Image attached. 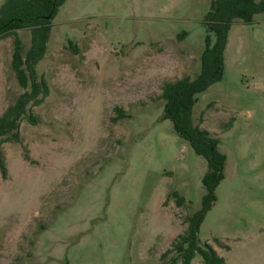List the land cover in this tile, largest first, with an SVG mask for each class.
Listing matches in <instances>:
<instances>
[{
	"label": "rangeland",
	"instance_id": "obj_1",
	"mask_svg": "<svg viewBox=\"0 0 264 264\" xmlns=\"http://www.w3.org/2000/svg\"><path fill=\"white\" fill-rule=\"evenodd\" d=\"M211 1L57 8L35 66L47 94L30 108L34 123L20 120L19 140L0 144V264H167L177 255L161 258L201 206L207 161L162 117L160 94L164 82L200 72ZM16 32L24 54L30 31ZM13 39L0 38V116L24 91ZM191 122L226 156L199 241L227 264H264V11L230 26L222 78L197 94ZM190 264H203L200 254Z\"/></svg>",
	"mask_w": 264,
	"mask_h": 264
},
{
	"label": "trees",
	"instance_id": "obj_2",
	"mask_svg": "<svg viewBox=\"0 0 264 264\" xmlns=\"http://www.w3.org/2000/svg\"><path fill=\"white\" fill-rule=\"evenodd\" d=\"M63 1L6 0L0 8V38L14 36L11 67L19 85L24 88L0 116V144L19 140V123L23 117L35 122L30 108L38 105L47 94L46 81L37 75L35 66L45 53L51 21ZM263 11L264 0H212L204 21L207 33L200 58V72L194 78L185 75L162 85V117L169 119L175 132L207 161V171L202 177L205 192L201 206L187 216L185 230L178 233L171 245L161 253V258H164L169 251L176 252L177 255L171 256L167 264H175L178 258L183 264H190L196 253L200 254L203 264H227L216 248L207 241L201 243L198 238L200 223L216 199L215 188L224 176L226 156L219 150L216 137L208 130L192 125L191 113L197 94L222 78L224 49L232 23L237 19L251 23L253 16ZM18 29L30 31V46L24 54L22 40L16 32ZM115 110L122 112L119 107H115ZM0 170L5 177L7 169L1 149ZM172 194L178 205L184 203L183 195L176 190H172Z\"/></svg>",
	"mask_w": 264,
	"mask_h": 264
}]
</instances>
